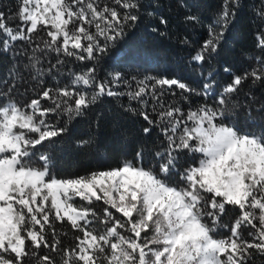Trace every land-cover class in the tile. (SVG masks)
Instances as JSON below:
<instances>
[{
	"label": "snow or ice",
	"instance_id": "1",
	"mask_svg": "<svg viewBox=\"0 0 264 264\" xmlns=\"http://www.w3.org/2000/svg\"><path fill=\"white\" fill-rule=\"evenodd\" d=\"M242 4L243 0H223L208 26L207 38L192 56L194 62L210 65L220 54L225 33ZM140 8L139 0H18L22 25L15 30L0 12L4 37L0 51L8 52L18 40L35 43L31 53H25L29 61L25 70L38 85L46 75L56 81L21 104L12 94L17 81L23 80L16 65L8 72L11 79L0 80L5 85L0 91V264H248L249 250L264 255V104L255 109L256 116L247 109L242 124L236 118L241 105L235 102L247 81L264 83V27L256 34L259 67L232 76L213 104L205 102L187 112L166 105L157 89L176 88L182 94L207 98L214 88L215 69L209 71L203 91L197 92L179 79L156 77H132L133 90L120 73L110 81L99 80L94 66L72 73L62 85L57 76L65 61L57 59L55 64L49 61L50 67L44 66L43 57L49 52L98 62L139 21ZM256 15L264 21V6ZM186 20L201 22L194 15ZM41 26L50 39L32 36ZM131 57L126 47H120L111 58L126 63ZM223 71L230 72L231 66H224ZM121 83L128 92L115 90ZM123 95L140 102L138 114L150 126L143 129L144 134L154 126L165 138L147 163L140 149L116 168L58 177L52 171V157L34 151L46 141L54 146V138L68 131L67 121L57 126L49 121L50 116H67L71 121L86 115L101 97ZM149 98L155 118L147 110ZM78 143L87 146L92 138ZM181 154L189 158L182 168ZM175 175L179 182L173 181ZM77 197L87 205L102 201L107 207L97 210L78 205L73 202ZM226 206L238 209L239 214L229 235L221 236L218 229L227 227L221 223ZM65 221L82 233L71 250L59 248L54 224ZM97 221L104 225L99 231ZM242 226L254 229L247 233L251 240L244 238ZM42 246L62 254L56 259L41 255Z\"/></svg>",
	"mask_w": 264,
	"mask_h": 264
},
{
	"label": "trees",
	"instance_id": "2",
	"mask_svg": "<svg viewBox=\"0 0 264 264\" xmlns=\"http://www.w3.org/2000/svg\"><path fill=\"white\" fill-rule=\"evenodd\" d=\"M141 8L139 10V21L127 30V35L120 42L116 49L109 55L104 56L99 61H79L63 55L57 57L55 53L49 52L43 57L44 66L50 67L57 59L64 60L61 67L62 72L57 76L60 84H66L72 73H82L89 67L96 68V76L101 81H110L115 73H120L125 80H128L135 88V81L145 77L179 79L189 85L197 92L203 91L204 83L210 78L209 71L215 69L214 88L207 98L195 94L181 93V90L173 88L157 89L162 92V101L167 105L179 106L187 112L199 104H213L215 97L222 92L224 86L231 82L232 76L250 72L259 67V61L255 57L261 56V50L256 47V34L264 27V21L256 15V11L261 8V0H243L242 7L237 11L235 21L230 25L225 33V41L220 54L210 62L199 65L192 60V56L199 50L208 35V26L213 17L220 11L223 0H139ZM18 0H0V12L4 14L7 26L14 30L18 29L22 22L17 14ZM123 11V10H121ZM189 15L200 18V23H193L186 20ZM164 19L166 24L160 21ZM26 31V28H25ZM33 37L46 36V32L41 26L37 32L32 33ZM0 33V41L3 40ZM187 41V42H185ZM35 43L28 44L24 41L12 42V47L8 52L0 51V80L8 77V72L15 64L17 70L22 74L23 80L17 81L18 87L12 94L24 104L30 98H34L43 87H53L56 83L51 76H44L41 79L43 84L38 85L31 79V73L25 70L28 64V55ZM126 47L132 53L131 59L126 63H116L111 58L120 48ZM231 66V71H223L224 66ZM55 72V70H53ZM151 83V82H149ZM5 85L0 84V91ZM242 90L235 102L241 107L237 110V120L245 123L247 119V109H252V115L256 116L255 109L264 104V83L253 84L251 80L241 86ZM115 90L128 92L129 89L124 84L116 86ZM172 92L176 95L173 96ZM182 97H187L184 99ZM50 101H42V104L50 105ZM153 101L149 98L148 112L155 118L156 113L152 112ZM159 111V105H155ZM135 109L136 112L127 109ZM142 109L140 102L130 99L127 95L120 97H101L97 103L84 116H77L68 121L67 116L49 117V121L57 126L64 125L67 121L68 131L61 137L54 138L55 145L45 142V145H38L34 151H45L52 157V171L60 176H83L91 172L116 168L125 159H133L137 150L143 149L144 159L147 163L152 159V153L163 147L165 138L160 130L152 127V131L145 135L143 129L150 127L138 112ZM92 138V143L81 147L79 141ZM179 166L186 165L188 157L181 154ZM174 182H179V176L173 177ZM75 204L95 208L102 207V201L87 205L85 201L78 197L73 201ZM117 217L119 213L111 210ZM258 212V210H257ZM239 210L232 206H226L225 214L221 217V223L227 225L218 229L221 236H228L233 221L237 218ZM258 223V221H257ZM58 238L61 241L60 249L71 250L75 247L77 236L82 233L75 231L65 221L63 224L54 222ZM95 227L99 231L104 225L98 221ZM249 231H254L250 227L241 228L245 239L251 240L247 235ZM49 238L50 235H49ZM41 255H50L58 258L61 252H52L43 246L38 250ZM252 255L248 264H264V255L249 250Z\"/></svg>",
	"mask_w": 264,
	"mask_h": 264
},
{
	"label": "rangeland",
	"instance_id": "3",
	"mask_svg": "<svg viewBox=\"0 0 264 264\" xmlns=\"http://www.w3.org/2000/svg\"><path fill=\"white\" fill-rule=\"evenodd\" d=\"M25 28H26V26H25ZM25 32H27V28H26V31ZM76 199V198H75Z\"/></svg>",
	"mask_w": 264,
	"mask_h": 264
}]
</instances>
